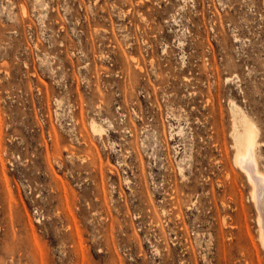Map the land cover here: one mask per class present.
Segmentation results:
<instances>
[{
    "label": "rangeland",
    "instance_id": "374dc122",
    "mask_svg": "<svg viewBox=\"0 0 264 264\" xmlns=\"http://www.w3.org/2000/svg\"><path fill=\"white\" fill-rule=\"evenodd\" d=\"M230 102L264 0H0V264H264Z\"/></svg>",
    "mask_w": 264,
    "mask_h": 264
},
{
    "label": "bare ground",
    "instance_id": "6f19581e",
    "mask_svg": "<svg viewBox=\"0 0 264 264\" xmlns=\"http://www.w3.org/2000/svg\"><path fill=\"white\" fill-rule=\"evenodd\" d=\"M230 104L232 163L244 175L249 185V198L256 212L258 240L264 248V168L260 169L257 158L259 131L235 104ZM90 127L96 135L103 131L95 122Z\"/></svg>",
    "mask_w": 264,
    "mask_h": 264
}]
</instances>
